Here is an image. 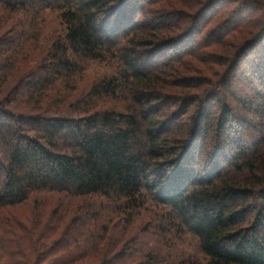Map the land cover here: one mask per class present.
Instances as JSON below:
<instances>
[{
    "label": "trees",
    "instance_id": "trees-1",
    "mask_svg": "<svg viewBox=\"0 0 264 264\" xmlns=\"http://www.w3.org/2000/svg\"><path fill=\"white\" fill-rule=\"evenodd\" d=\"M0 264H264V0H0Z\"/></svg>",
    "mask_w": 264,
    "mask_h": 264
},
{
    "label": "rangeland",
    "instance_id": "rangeland-1",
    "mask_svg": "<svg viewBox=\"0 0 264 264\" xmlns=\"http://www.w3.org/2000/svg\"><path fill=\"white\" fill-rule=\"evenodd\" d=\"M173 2H177V0H171ZM62 24L59 22V19L56 15V13L53 14H44V21L43 23L39 26V38L38 42L35 45L36 47L33 49L34 51L31 52L33 56H38L39 53L49 46L51 41L57 37L59 34H61L62 31ZM37 48V49H36ZM41 54V53H40ZM84 73L79 80L80 82L76 84V88L82 91H87L90 87V85L95 82L100 80L103 77H108L112 74L113 68L112 65H109L107 63L103 62H87L84 64ZM55 200H57V196L53 195L52 197H49V200L46 209L49 207H52ZM72 208L71 211L74 210V207L76 206L75 203H72ZM30 207V208H29ZM31 206H22L19 207L17 210L18 213H21V215H25V217L30 216V212H32ZM14 210V211H16ZM67 220L69 217H67V214L64 215ZM152 218V216L148 215V211H143L138 217H136L133 221V223L130 225L129 230L125 233L126 236H132V233H137L143 225L147 224ZM116 239L121 238L120 236H114ZM120 240V239H118ZM170 253L176 258V257H182L186 256L189 257L190 255L196 258L199 255V252L197 250V245L196 241L193 237L190 235L186 234L184 235L180 240L175 242V247L170 248ZM199 257V256H198Z\"/></svg>",
    "mask_w": 264,
    "mask_h": 264
}]
</instances>
